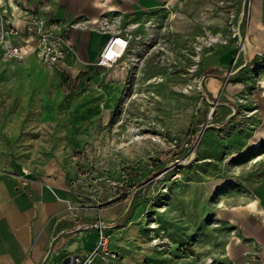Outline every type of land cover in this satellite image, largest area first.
<instances>
[{"label":"rangeland","instance_id":"rangeland-1","mask_svg":"<svg viewBox=\"0 0 264 264\" xmlns=\"http://www.w3.org/2000/svg\"><path fill=\"white\" fill-rule=\"evenodd\" d=\"M57 1L14 0L15 26L33 10L59 22ZM262 2L77 0L93 27L128 38L112 68L0 49V172L23 168L77 207L123 205L114 256L79 264H264V50L249 49Z\"/></svg>","mask_w":264,"mask_h":264},{"label":"crops","instance_id":"crops-1","mask_svg":"<svg viewBox=\"0 0 264 264\" xmlns=\"http://www.w3.org/2000/svg\"><path fill=\"white\" fill-rule=\"evenodd\" d=\"M1 2L6 4L7 0ZM10 4V8L6 5V8L13 12L12 16L7 15L9 27L17 29L16 6L13 1H10ZM48 8V18L52 16L59 23L69 26V38L75 45L79 57L66 59L61 63L62 67L64 65L69 70L74 68L76 72L84 69L93 70L101 48L113 34L93 27L97 21L95 14L89 7H79L77 0L51 2ZM252 11L249 49L254 53L264 50V0L262 3H255ZM42 12L46 14L44 11L36 13V10H33L28 11V15L41 16ZM82 13L91 14L86 20H76ZM18 31L16 35L11 32L6 35L12 44L24 42L21 29ZM0 49L4 51L1 44ZM209 71H206L208 76L212 75L208 73ZM215 86L216 83L209 81V89L214 90ZM261 87L263 91L257 97V102L259 112L263 113L258 116L263 119L264 81ZM263 129L264 126H258L256 129L257 139L263 137ZM263 160L264 158L257 161L254 159L256 162ZM24 170L15 167V175L0 172V264H65L64 261L68 257L73 258L69 264H79L96 244L98 231L94 224L97 221L103 222L106 233L110 235V231L115 229L113 228L115 221L119 220L124 212L122 203L100 206L99 210L93 205L90 207L70 205L67 201L70 198L62 195L58 189L50 190L46 182ZM256 193L262 199V210L259 213L264 215V183L259 184ZM259 222L253 226L257 231V237L264 244V225Z\"/></svg>","mask_w":264,"mask_h":264},{"label":"built area","instance_id":"built-area-1","mask_svg":"<svg viewBox=\"0 0 264 264\" xmlns=\"http://www.w3.org/2000/svg\"><path fill=\"white\" fill-rule=\"evenodd\" d=\"M10 1L2 3L0 0V44L6 54L13 59L21 60L29 52H37L50 65L64 62L66 59H78L75 45L69 38V26L59 22L41 20L36 14L28 15V19L23 21L22 34L24 42L22 44H12L7 38L8 33L18 34V29L9 27L5 22L6 5L11 7ZM9 27V28H8ZM128 38L121 34L111 35L105 42L98 54L96 64L104 68H112L117 61L122 59L123 51L127 49ZM99 210V203L93 204ZM94 228L98 231L94 248L86 255V259L101 255L103 257H113L109 252L108 243L110 235L106 233L105 224L97 221Z\"/></svg>","mask_w":264,"mask_h":264},{"label":"bare ground","instance_id":"bare-ground-1","mask_svg":"<svg viewBox=\"0 0 264 264\" xmlns=\"http://www.w3.org/2000/svg\"><path fill=\"white\" fill-rule=\"evenodd\" d=\"M215 40V39H214ZM126 51V50H125ZM125 51H123V55L125 54ZM123 55H122V57H123ZM264 158V155L263 154H259L258 156H257V158H255V160L257 161V160H262Z\"/></svg>","mask_w":264,"mask_h":264},{"label":"water","instance_id":"water-1","mask_svg":"<svg viewBox=\"0 0 264 264\" xmlns=\"http://www.w3.org/2000/svg\"><path fill=\"white\" fill-rule=\"evenodd\" d=\"M237 33H239V31H237ZM199 85H201V81H199ZM71 259H73V258H71V257L66 258L65 261H64V263L65 264H69V262L71 261Z\"/></svg>","mask_w":264,"mask_h":264}]
</instances>
